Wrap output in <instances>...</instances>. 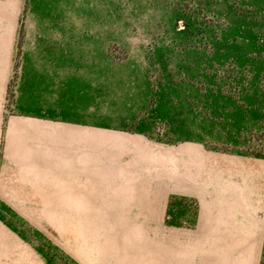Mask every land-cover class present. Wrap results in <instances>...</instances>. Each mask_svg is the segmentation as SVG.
I'll list each match as a JSON object with an SVG mask.
<instances>
[{
  "label": "rangeland",
  "instance_id": "1",
  "mask_svg": "<svg viewBox=\"0 0 264 264\" xmlns=\"http://www.w3.org/2000/svg\"><path fill=\"white\" fill-rule=\"evenodd\" d=\"M92 3L108 18L91 24L94 40L103 38L94 58L102 69L76 80L72 114L60 118L150 145L133 173L123 166L95 174L108 191L72 190V214L17 215L0 204V219L71 264H159L165 245L166 264H196L195 233L172 225H193L197 205L211 207V188L189 186L180 166L169 176L165 157L190 144L206 154L205 175L213 154L264 158V0ZM187 190L195 199L172 193Z\"/></svg>",
  "mask_w": 264,
  "mask_h": 264
},
{
  "label": "crops",
  "instance_id": "2",
  "mask_svg": "<svg viewBox=\"0 0 264 264\" xmlns=\"http://www.w3.org/2000/svg\"><path fill=\"white\" fill-rule=\"evenodd\" d=\"M92 1L0 0V204L14 214H72V190L108 191L107 180L95 174L123 166L133 173L150 145L137 134L72 128L60 118L72 114L76 80L102 69L94 58L103 55V38L94 40L91 24L108 18ZM168 155L169 176L180 166L189 186L211 188V207L198 204L193 225H172L195 233L196 264H261L264 158L213 154L211 175H205L202 150L182 144ZM172 193L195 197L188 190ZM0 221V264H71L50 259ZM167 251L165 245L156 262L163 264Z\"/></svg>",
  "mask_w": 264,
  "mask_h": 264
}]
</instances>
